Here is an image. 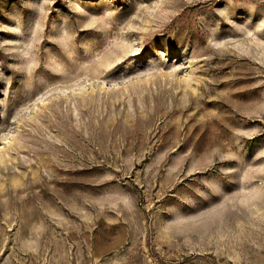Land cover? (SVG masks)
<instances>
[{
  "label": "rangeland",
  "instance_id": "1",
  "mask_svg": "<svg viewBox=\"0 0 264 264\" xmlns=\"http://www.w3.org/2000/svg\"><path fill=\"white\" fill-rule=\"evenodd\" d=\"M0 264H264V0H0Z\"/></svg>",
  "mask_w": 264,
  "mask_h": 264
}]
</instances>
